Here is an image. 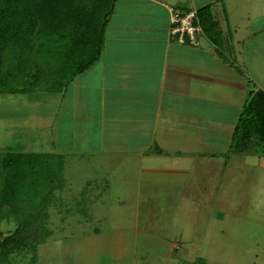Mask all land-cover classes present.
Here are the masks:
<instances>
[{"label": "crops", "instance_id": "0c3cea01", "mask_svg": "<svg viewBox=\"0 0 264 264\" xmlns=\"http://www.w3.org/2000/svg\"><path fill=\"white\" fill-rule=\"evenodd\" d=\"M111 7L98 58L52 91L60 94L48 106L49 147L38 152L63 158L48 193L47 233L33 247L3 250L1 263L28 250L29 264H145L152 212L198 203L210 217L205 230H215L217 216L246 210L234 198L263 195L264 0H111ZM171 8L197 10L198 46L170 34ZM67 158L103 163L106 174L80 175L76 192L63 173ZM63 209L70 230L57 235ZM114 215L122 221L99 226Z\"/></svg>", "mask_w": 264, "mask_h": 264}, {"label": "rangeland", "instance_id": "374dc122", "mask_svg": "<svg viewBox=\"0 0 264 264\" xmlns=\"http://www.w3.org/2000/svg\"><path fill=\"white\" fill-rule=\"evenodd\" d=\"M41 38L36 41L43 46L41 51H34L33 58L23 64L16 74L12 73L17 64L13 51H0V250L16 239L24 242L36 241L43 231L30 230L31 226L38 224L33 212H42L44 202L48 198V195L44 194L45 191L39 195L38 178L33 175L38 172V168L43 169V166L28 167V162L40 164L46 160L48 170L59 175L62 172L61 154L38 152L47 151L46 148L49 147V124L55 118L54 115L51 118V114L47 117L48 106L51 98L60 94L53 93L51 89H61L64 86V82L60 84L59 81L62 80L63 73L65 74L59 43L56 44L53 39L49 41ZM15 52H19L17 48ZM58 118H61V112L58 113L56 121ZM45 133L46 136L42 139L40 134ZM44 155H47L46 158ZM67 161L63 173L76 182L72 184L75 185L76 192L78 185H81L80 181L77 184V177L80 175L106 174L104 170L107 167L103 163V167H98L97 162L91 163L89 158L81 159L80 164L76 159L67 158ZM75 161L77 163L74 164ZM116 172L119 173L120 170ZM122 173L123 169L120 174ZM174 197L179 199V193ZM241 197L234 200L246 205V210L241 211L238 216H217L215 230L213 227L205 230L206 219L210 218L207 215L208 210L197 208L196 202L192 206H189L188 202L185 209L181 210L161 211V214L152 212L148 215L150 243L144 248V259L141 261L145 264H264V191L262 197H252L247 193L241 194ZM252 204L256 205L253 207ZM163 205H166V202ZM252 211L257 212L256 216L250 215ZM61 212L64 216L59 213L60 220L64 222L66 219L67 225L65 209ZM121 217L115 216L111 219L109 216L108 220L104 218L105 224L99 226L107 228L113 223L116 225L122 221ZM11 218H14L15 222H11ZM60 220L56 226L57 235H63L70 230L65 222L62 226ZM76 232L78 231L74 233ZM55 236L56 234L52 235L48 243H44H53L59 238ZM177 243L182 245L181 249L173 247L172 244L176 246ZM45 244L41 246L45 248ZM52 248L53 246L48 252ZM54 249L56 250V247ZM32 253L33 251L28 250L15 253L12 258H19L18 261L8 264H29L27 261H30L29 254Z\"/></svg>", "mask_w": 264, "mask_h": 264}, {"label": "trees", "instance_id": "16d2710c", "mask_svg": "<svg viewBox=\"0 0 264 264\" xmlns=\"http://www.w3.org/2000/svg\"><path fill=\"white\" fill-rule=\"evenodd\" d=\"M111 8V0H0V51L5 49L13 51L17 64L12 73L16 74L23 64L33 58L34 51H41L43 46L36 43L37 39L41 37L42 40L53 39L60 45V57L65 74L63 73V78L59 82L60 84L64 82L65 87L101 53ZM16 48L19 52H15ZM64 79L66 81H63ZM58 90L60 89L57 87L51 89ZM254 124L259 125V120H253V127ZM46 156L44 155V158ZM45 161L40 164L28 162V167L43 166V169L38 168L37 173L32 172L34 177L38 178L39 195L44 191V194L48 195L53 180L59 175L48 170ZM47 201L46 199L44 202L42 212H33L38 224L35 227L31 226L30 229L33 232L43 230L42 236L38 233L36 241L13 240L3 247L5 252L33 247L44 238L47 233L44 226ZM33 232L32 235H35ZM3 250H0V254L5 253Z\"/></svg>", "mask_w": 264, "mask_h": 264}, {"label": "built area", "instance_id": "2783aa9c", "mask_svg": "<svg viewBox=\"0 0 264 264\" xmlns=\"http://www.w3.org/2000/svg\"><path fill=\"white\" fill-rule=\"evenodd\" d=\"M172 10L170 34L176 37L177 42L190 46H198L201 41L203 28L197 19V10L185 12Z\"/></svg>", "mask_w": 264, "mask_h": 264}]
</instances>
